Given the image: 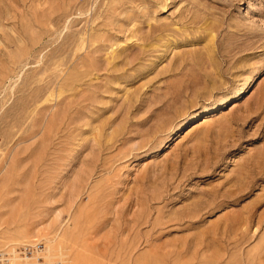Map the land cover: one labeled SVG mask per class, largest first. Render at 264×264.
Masks as SVG:
<instances>
[{
	"label": "rangeland",
	"instance_id": "1",
	"mask_svg": "<svg viewBox=\"0 0 264 264\" xmlns=\"http://www.w3.org/2000/svg\"><path fill=\"white\" fill-rule=\"evenodd\" d=\"M35 242L264 264V0H0V264Z\"/></svg>",
	"mask_w": 264,
	"mask_h": 264
},
{
	"label": "built area",
	"instance_id": "2",
	"mask_svg": "<svg viewBox=\"0 0 264 264\" xmlns=\"http://www.w3.org/2000/svg\"><path fill=\"white\" fill-rule=\"evenodd\" d=\"M44 250L45 247L42 242H35L33 245H20L14 253L22 264H46L43 258ZM11 259L10 256L6 259L7 264H11Z\"/></svg>",
	"mask_w": 264,
	"mask_h": 264
},
{
	"label": "bare ground",
	"instance_id": "3",
	"mask_svg": "<svg viewBox=\"0 0 264 264\" xmlns=\"http://www.w3.org/2000/svg\"><path fill=\"white\" fill-rule=\"evenodd\" d=\"M194 115H195V114H194ZM193 117H194V116H193ZM191 119H192V118H191ZM74 229H76V228H74ZM73 232H74V230H73ZM78 233H79V232H78ZM75 234H77V233H75ZM75 234H74V235H75ZM72 235H73V234H72ZM76 237H78V234H77ZM73 238H74V237H73ZM71 241H72V240H71ZM73 243H74V242H72V244H73ZM75 244H76V243H75ZM58 246H59V245H58ZM57 249H60V248H57ZM55 253H56V252H55ZM50 254H51V253H50ZM55 255H56V254H55ZM79 256H80V255H79ZM79 256H78V257H79ZM48 257H49V256H48ZM48 257H46V259H48ZM43 258H45V257H43ZM49 258H50V257H49ZM14 259H16V258H14ZM50 259H51V258H50ZM48 260H49V259H48ZM16 262H18V263H15V262H14V264H22L20 261H16Z\"/></svg>",
	"mask_w": 264,
	"mask_h": 264
}]
</instances>
